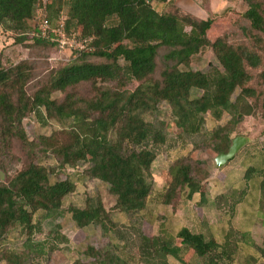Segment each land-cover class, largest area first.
<instances>
[{
    "label": "trees",
    "instance_id": "trees-1",
    "mask_svg": "<svg viewBox=\"0 0 264 264\" xmlns=\"http://www.w3.org/2000/svg\"><path fill=\"white\" fill-rule=\"evenodd\" d=\"M247 3L243 18L249 24L251 46L234 45L226 35L212 42L208 32L215 20L181 11L174 0H0V27L5 32L61 52L51 37L38 34L41 7L52 28L62 20L66 32L83 46L74 50L73 63L52 72L32 95L28 93L33 77L29 61L0 63V147L11 150L18 141L27 155L24 167L0 184V245L4 247L0 262L32 264L35 255L49 256L57 249L34 238L43 232L46 221L64 217L65 199L77 190L81 176L106 184L115 198L114 209L127 215L145 211L155 185L152 167L168 144L169 133L165 120L153 124L145 115H156L163 103L169 106L179 131L177 139L182 141L204 135L206 116L218 123L226 119L204 135L202 145L217 156L230 151L244 118L256 115L257 109L264 113V72L256 86L253 74L264 66V0ZM156 4L165 10L159 12ZM37 18L31 30L29 24ZM209 48L219 66L206 72L194 70V58ZM159 60L163 68L156 79ZM135 82L138 85L129 88ZM84 83H92L94 97L67 93ZM61 93H67L63 100L57 97ZM43 111L46 120L59 121L65 128L30 140L24 121ZM43 157L54 158L57 166L43 163ZM81 164L88 168L81 170ZM163 176L161 198L166 205L183 191L189 199L199 195L201 203L207 201L205 186L212 177L207 162L180 156ZM255 176L261 180L264 211V156L248 166L245 188L217 195L214 204L234 212ZM69 213L78 228L100 227L106 236L116 225L98 198H88L83 207H72ZM56 229L58 233L60 226ZM139 238L144 264H169V257L189 264L183 253L190 251L201 264H235L239 243L247 236L232 229L220 244L210 232L183 227L176 243L163 235L140 233ZM17 239L23 243L22 253L6 249ZM56 240L68 242L59 234ZM251 261L256 260L251 257ZM72 264L129 263L112 250L88 245Z\"/></svg>",
    "mask_w": 264,
    "mask_h": 264
},
{
    "label": "rangeland",
    "instance_id": "rangeland-1",
    "mask_svg": "<svg viewBox=\"0 0 264 264\" xmlns=\"http://www.w3.org/2000/svg\"><path fill=\"white\" fill-rule=\"evenodd\" d=\"M179 3L181 11L190 12L198 18L206 19L210 17L215 20L208 32V38L212 42L226 35L229 42L234 45L244 44L251 46L248 33L249 24L243 18V14L249 10L247 0H179ZM155 8L159 12L165 10L164 5L156 4ZM42 13L44 11L39 7L37 17H40ZM38 19L30 22L31 30L38 22ZM23 38H18V35L13 32H5L0 27V63L8 65L10 63L18 64L22 61H29L33 70V77L28 85V93L32 95L43 83L48 81L52 72L73 63L75 60L73 56L74 50L67 49L59 52L53 46L38 45L31 40ZM91 60L95 61L93 58ZM211 66H219V62L211 48L197 55L192 62V68L196 71L206 72ZM162 68V62L159 60L158 70L155 74L156 79L160 78ZM262 72H264V66L253 71V74L257 77V81L254 83L255 86L261 84L262 78H259ZM137 85L138 83L135 82L129 88L133 89ZM67 93H75L83 98L95 96L92 83L78 85L76 88L69 89ZM67 93H61L57 97L63 100ZM145 116L150 123L158 124L159 121L165 120L169 125L167 129V132H169L168 144L160 149L158 158L152 167L155 185L147 209L140 214L134 215L120 212L114 209L115 198L109 193L106 184L81 176L77 190L65 199L64 209L66 213L64 217L58 220L46 221L43 226V232L38 233L34 238L35 242L46 243L47 248L56 246L57 249L52 253L50 252L49 256L35 255L31 261L32 264H72L81 257L88 245L112 250L127 259L129 264H144L139 250L140 233L152 237L163 235L176 243V235L183 227H189L196 232L199 230L205 233L211 232L212 229L204 227L201 222L203 218H207L211 222L218 216L219 212L214 207L216 196L224 193L223 190L227 186L240 187L243 184V172L247 170L248 165L251 162L256 165L263 159L264 113L259 109H257L256 115L245 117L234 133V139L245 137L248 143L242 149L239 158L229 165L232 168L227 169H225L226 167L223 169L218 168L215 162L217 155L202 145L204 135H209L216 126L225 123L226 119L218 123L213 117L208 115L205 117L204 135L188 137L182 141L177 139L179 131L173 126L172 113L167 104H161L160 111L156 115L146 114ZM24 128L30 140H36L38 136H49L55 131L63 130L65 125L59 121L46 120V115L43 111L41 115L38 113L30 115L24 121ZM180 156H189L191 159L208 163L212 178L205 186L207 201L204 204L201 203L199 195L189 199L187 191L181 192L171 205H166L163 202L161 198L165 187L163 175L174 160ZM41 160L48 166H57V162L52 157H43ZM26 162V150L20 142H13L11 150H5L3 146L0 147V184L7 183L17 171L24 167ZM87 168L88 165L85 164L80 166L81 170H86ZM259 182V176H255L248 182L250 196H255ZM88 198L100 199L107 211L111 213L116 225L110 230L109 235H104L100 227L91 226L86 229H80L74 223L72 215L69 213L70 208L83 207ZM222 212L231 213L227 208H224ZM56 226H60L58 233H55L57 230ZM57 234L64 236L68 242H58L56 240ZM217 237L220 238L221 236L217 235ZM239 239L240 237L237 236V240ZM14 242V244L10 243L6 249L22 253L24 250L22 241L17 239ZM239 248L235 264H242L245 261L249 264H257L256 261H251V257H247V259L245 257L248 256L247 254L255 252L261 254L260 250L255 248L254 250H248L244 249V246ZM3 249L4 247L1 244L0 254ZM183 255L189 264H201L192 251L183 253ZM168 262L169 264H181L172 257L168 258ZM0 264L7 263L0 262Z\"/></svg>",
    "mask_w": 264,
    "mask_h": 264
},
{
    "label": "crops",
    "instance_id": "crops-1",
    "mask_svg": "<svg viewBox=\"0 0 264 264\" xmlns=\"http://www.w3.org/2000/svg\"><path fill=\"white\" fill-rule=\"evenodd\" d=\"M174 1L176 5L181 8L179 0H174ZM240 153L241 151L239 152V154ZM231 163L232 162L228 163L223 168L225 167H226L225 169L232 168V167H229ZM250 165H253L252 162ZM245 172L246 170L243 172V176H242L243 184L240 187L237 188L236 186H227L223 191L226 192L227 190H230V189L241 190L245 188L247 184L246 180L244 179ZM261 197L262 196H261L260 182H259V186L256 189L255 196H250V191H248V193L246 194L242 202H240L239 205L236 207L234 212H231V213L224 212L223 213L222 210L224 208L218 209V207L214 205L215 209L218 210L219 212L215 220H212L211 222H209L207 218L206 219L203 218L201 222L203 223L204 227H208L212 229L210 233L216 238V240L220 244H223L225 242L226 235L232 229L240 235L247 236L244 242L239 243L240 244L239 247L242 248L244 246V249L254 250V247L252 246L251 243H255L257 246H259L260 249L258 250H260L261 254L255 252V253L247 254L248 256L245 257V259H247V257L255 258V260L257 261V264H264V211L261 209V206H260ZM200 201H201V198H200ZM199 231H202V230H199ZM217 235L221 236L220 238L222 239L218 238ZM242 264H248V263L245 261V263H242Z\"/></svg>",
    "mask_w": 264,
    "mask_h": 264
},
{
    "label": "built area",
    "instance_id": "built-area-1",
    "mask_svg": "<svg viewBox=\"0 0 264 264\" xmlns=\"http://www.w3.org/2000/svg\"><path fill=\"white\" fill-rule=\"evenodd\" d=\"M39 35L43 37H51L58 45L61 51L67 49H82L83 46L79 43L75 35H69L64 27V22L61 20L59 26L52 28L49 20L45 15L40 16Z\"/></svg>",
    "mask_w": 264,
    "mask_h": 264
},
{
    "label": "water",
    "instance_id": "water-1",
    "mask_svg": "<svg viewBox=\"0 0 264 264\" xmlns=\"http://www.w3.org/2000/svg\"><path fill=\"white\" fill-rule=\"evenodd\" d=\"M248 140L245 137H237L233 140L230 151L227 154H220L215 158L216 166L223 168L230 163L239 152L247 145Z\"/></svg>",
    "mask_w": 264,
    "mask_h": 264
}]
</instances>
